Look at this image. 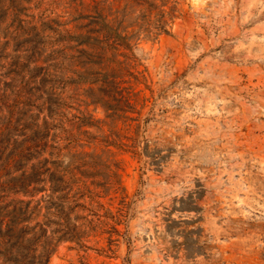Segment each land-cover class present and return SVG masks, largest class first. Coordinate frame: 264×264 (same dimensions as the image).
Segmentation results:
<instances>
[{
	"label": "rangeland",
	"instance_id": "obj_1",
	"mask_svg": "<svg viewBox=\"0 0 264 264\" xmlns=\"http://www.w3.org/2000/svg\"><path fill=\"white\" fill-rule=\"evenodd\" d=\"M175 9L169 33L133 40L137 67L123 78L120 110L92 103L95 85L58 87L59 126L40 159L65 175L68 198L48 202V182L0 199L11 204L0 264H264V0H177ZM74 14L71 0H2L0 89L40 80L47 63L32 27ZM30 103L27 121L42 127L48 105ZM14 224L17 244L5 251ZM67 226L87 247L58 241L53 230Z\"/></svg>",
	"mask_w": 264,
	"mask_h": 264
},
{
	"label": "trees",
	"instance_id": "obj_2",
	"mask_svg": "<svg viewBox=\"0 0 264 264\" xmlns=\"http://www.w3.org/2000/svg\"><path fill=\"white\" fill-rule=\"evenodd\" d=\"M9 1L10 5H14L17 0ZM89 1L71 0L75 14L64 23L58 19H43L42 29L32 27L34 35L30 40L36 44L35 47H42L47 63L39 69L40 80L39 76L32 74L28 78L24 76L18 84L6 83V88L0 89V176L3 178L0 199L11 191L34 196L37 192L48 190V182L51 190L48 202L56 205L54 198H68V194L63 193L70 190L65 175H58L47 167L49 159H40L48 146L51 130L59 126L55 122L56 116L60 115L58 106L61 104L58 87L65 89L67 85L81 83L95 85L96 89H88L92 103L101 104L108 110H120L119 103L130 89L122 87L127 83L123 78L125 75L135 76L134 69L137 67L133 40L141 33L149 37L169 33L171 12L176 11L177 4V0H124L122 9L114 11L109 0ZM70 24L73 27L67 28ZM58 71H71L72 76L64 77ZM33 96L44 99V104L48 105V115L44 116L42 127L37 120L27 121L28 114L34 116L33 110H22V106L32 105ZM112 101L118 104L114 105ZM4 107L9 110H3ZM42 111L39 110L40 113ZM40 113L36 117L39 118ZM115 115L116 112L111 116ZM75 118L81 123H90L84 117ZM51 163L58 164L57 161ZM64 171L67 172V168ZM15 172L20 174L14 175ZM1 191L6 194H1ZM19 202L24 203L23 200ZM30 203L28 201L24 208H20V212L27 214ZM10 205L0 206V225L10 216V212H6ZM28 218H19L16 224ZM15 226L8 229L5 251L17 244L13 235ZM37 226H40V237H46L48 229L43 225ZM26 228H21L22 232L27 233L29 227ZM53 233L58 234V241H77L87 247L76 226L55 228Z\"/></svg>",
	"mask_w": 264,
	"mask_h": 264
}]
</instances>
